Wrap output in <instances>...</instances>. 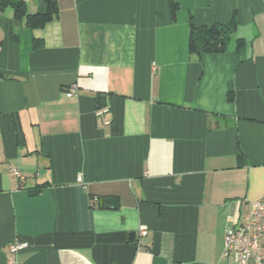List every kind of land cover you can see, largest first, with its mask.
I'll list each match as a JSON object with an SVG mask.
<instances>
[{
	"label": "crops",
	"instance_id": "obj_1",
	"mask_svg": "<svg viewBox=\"0 0 264 264\" xmlns=\"http://www.w3.org/2000/svg\"><path fill=\"white\" fill-rule=\"evenodd\" d=\"M55 1L42 26L0 9V264H237L225 231L264 196V0ZM234 12L227 51L190 53L191 18Z\"/></svg>",
	"mask_w": 264,
	"mask_h": 264
},
{
	"label": "trees",
	"instance_id": "obj_2",
	"mask_svg": "<svg viewBox=\"0 0 264 264\" xmlns=\"http://www.w3.org/2000/svg\"><path fill=\"white\" fill-rule=\"evenodd\" d=\"M48 10L44 13H27L25 4L22 0H0V9L5 8L9 4L15 7L16 15L26 17L27 24L31 27L42 26L58 12V4L55 0H46ZM171 8L173 15H176L179 9V3L171 0ZM232 19L228 22H215L212 24H196L194 19L190 20L189 33V51L191 54L201 55L202 53H218L225 52L229 49L231 42L234 40V33L238 24L237 13H232ZM243 38H236L235 43L238 48L245 44ZM39 43L37 42V45ZM229 93V99H233ZM42 186V185H41ZM38 188L34 192L39 191Z\"/></svg>",
	"mask_w": 264,
	"mask_h": 264
},
{
	"label": "built area",
	"instance_id": "obj_3",
	"mask_svg": "<svg viewBox=\"0 0 264 264\" xmlns=\"http://www.w3.org/2000/svg\"><path fill=\"white\" fill-rule=\"evenodd\" d=\"M71 95V93L69 94ZM108 107H100L97 115L102 116ZM13 175L22 178V173L13 169ZM141 234H146L142 229ZM27 246L25 242L10 244V250L17 252ZM264 249V196L255 200H246L245 208L239 213L238 218L226 229L224 235L223 253L229 258H234L237 264H248L253 257L263 258L261 251Z\"/></svg>",
	"mask_w": 264,
	"mask_h": 264
},
{
	"label": "water",
	"instance_id": "obj_4",
	"mask_svg": "<svg viewBox=\"0 0 264 264\" xmlns=\"http://www.w3.org/2000/svg\"><path fill=\"white\" fill-rule=\"evenodd\" d=\"M110 208H117L118 207V199L115 196H107L101 199V205H104ZM133 235V234H132Z\"/></svg>",
	"mask_w": 264,
	"mask_h": 264
},
{
	"label": "rangeland",
	"instance_id": "obj_5",
	"mask_svg": "<svg viewBox=\"0 0 264 264\" xmlns=\"http://www.w3.org/2000/svg\"><path fill=\"white\" fill-rule=\"evenodd\" d=\"M235 38V37H234Z\"/></svg>",
	"mask_w": 264,
	"mask_h": 264
}]
</instances>
